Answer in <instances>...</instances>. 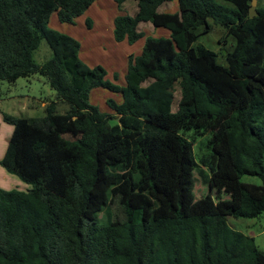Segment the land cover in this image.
Wrapping results in <instances>:
<instances>
[{
	"label": "trees",
	"instance_id": "1",
	"mask_svg": "<svg viewBox=\"0 0 264 264\" xmlns=\"http://www.w3.org/2000/svg\"><path fill=\"white\" fill-rule=\"evenodd\" d=\"M94 1L0 0V80L40 74L56 93L43 116L2 113L12 131L0 164L31 188L0 187V264H264L227 223L264 212V8L249 17L251 0H137L113 21L116 41L144 37L117 86L80 59L76 38L48 26L52 13L73 23ZM170 1L176 11H158ZM209 19L233 39L224 63L194 44ZM140 22L169 36L145 35ZM42 39L52 55L38 64ZM97 87L120 92L106 100L111 113L89 103ZM199 133L209 136L196 158ZM194 172L230 199L196 198Z\"/></svg>",
	"mask_w": 264,
	"mask_h": 264
},
{
	"label": "rangeland",
	"instance_id": "2",
	"mask_svg": "<svg viewBox=\"0 0 264 264\" xmlns=\"http://www.w3.org/2000/svg\"><path fill=\"white\" fill-rule=\"evenodd\" d=\"M174 1L166 2L159 6V11L164 9H175ZM256 7L264 8V0H257ZM137 10V0H124L122 6L118 7L116 0H95L86 11L73 19V23H62L57 20L55 14L52 13L48 26L59 32L69 34L80 42L79 57L88 66L101 65L106 74L104 78L117 86H123L124 70L127 64L125 58L126 51L131 54H137L140 42L143 44V37L133 43L122 44L114 39L113 21L118 15L128 14L132 16ZM56 17V18H55ZM86 19L90 20V26L87 25ZM57 21V22H56ZM211 29L207 34L201 35L194 44H201L209 50L217 53L218 62H225L226 50H229L233 39L225 34V29L215 24L209 19ZM139 30L150 32V36L168 37L160 30L156 29L150 22L139 25ZM131 46L130 49L127 47ZM133 47V48H132ZM137 52V53H136ZM52 52L44 39L40 41L38 48L33 52V59L36 63L41 64L48 60ZM116 76V77H115ZM55 91L50 87L45 76L33 74L29 77H20L10 83L6 80H0V151L5 150L9 135L12 131V125L4 121L2 113L11 116H43L44 105L42 102L55 100ZM179 90L176 87L174 92V101L172 110H176L177 101L179 99ZM120 92L111 91L108 88L97 87L89 92V103L98 107L99 110L111 113V109L107 106L106 100L111 98L118 102L120 100ZM68 108L67 103L58 102L56 110L62 114ZM192 131H187L185 136L191 137ZM72 138V135H65ZM209 133H199L194 136L193 149L196 158L207 152L205 142ZM2 155H0L1 157ZM0 185L5 188L27 191L31 188L30 184L23 182L18 176L7 172L0 164ZM196 183L194 193L196 198L204 197L209 192L213 198L220 197L229 200V194L216 186L210 187L200 181L199 176L194 172ZM241 180L246 183L260 184L261 179L254 175H243ZM111 213L114 218H122L123 213L116 203L110 206ZM227 223L232 228L252 237L255 245L264 252V212L257 217H239L227 216Z\"/></svg>",
	"mask_w": 264,
	"mask_h": 264
},
{
	"label": "crops",
	"instance_id": "3",
	"mask_svg": "<svg viewBox=\"0 0 264 264\" xmlns=\"http://www.w3.org/2000/svg\"><path fill=\"white\" fill-rule=\"evenodd\" d=\"M257 2V1H256ZM92 5V4H91ZM90 5V6H91ZM174 8L175 9H170V10H167V9H164L163 11H169V12H174V11H176L177 10V5H174ZM158 11H159V7H158ZM136 11H134V13H135ZM53 14H55V13H53ZM55 16H56V14H55ZM51 17V16H50ZM56 18V17H55ZM57 22V21H56ZM142 23H145V22H140L139 24H138V27H139V25L140 24H142ZM156 29H158V30H160V29H164V28H156ZM144 31V30H143ZM160 31H162L163 33L162 34H164V35H166V34H168V36H169V31L167 30V29H164V31L163 30H160ZM144 33H145V35H151L150 34V32H146V31H144ZM142 38V37H141ZM143 39H144V37H143ZM119 42H121L122 44H124V42H125V44H127L128 42L126 41V40H122V41H119ZM127 42V43H126ZM143 43H144V41H143ZM129 44V43H128ZM142 47H143V44H142V42H140V44H139V47H135L136 49L137 48H139V51H138V53L136 54V55H138L140 52H141V50H142ZM128 49H130L131 48V46H128L127 47ZM133 48V47H132ZM124 54H125V58L127 59L128 58V55H130L131 53H129L128 54V52L126 51V53L124 52ZM133 55H135V54H133ZM126 68H127V64H126V66H125V72H126ZM125 72H124V74H125ZM124 79H123V84H124ZM120 100H121V97H120ZM120 100L118 101V102H120ZM42 104L44 105L45 104V102H42ZM10 136V135H9ZM9 139V138H8ZM4 152H5V150H2V151H0V155H2L3 156V154H4ZM1 156V157H2ZM1 157H0V159H1ZM0 174H2V176H4V178H5V173L3 174L1 171H0ZM0 182H1V180H0ZM0 187L1 188H3L4 189V187H2V185H0ZM5 189H11V188H5Z\"/></svg>",
	"mask_w": 264,
	"mask_h": 264
},
{
	"label": "water",
	"instance_id": "4",
	"mask_svg": "<svg viewBox=\"0 0 264 264\" xmlns=\"http://www.w3.org/2000/svg\"><path fill=\"white\" fill-rule=\"evenodd\" d=\"M256 1L257 0H251V3L249 5V9H248V15H249V17H253V16L257 15V11H256Z\"/></svg>",
	"mask_w": 264,
	"mask_h": 264
}]
</instances>
